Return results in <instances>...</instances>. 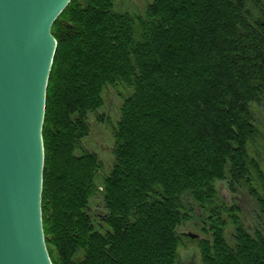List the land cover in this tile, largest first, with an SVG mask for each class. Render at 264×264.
Returning <instances> with one entry per match:
<instances>
[{
  "label": "trees",
  "instance_id": "16d2710c",
  "mask_svg": "<svg viewBox=\"0 0 264 264\" xmlns=\"http://www.w3.org/2000/svg\"><path fill=\"white\" fill-rule=\"evenodd\" d=\"M116 1L72 0L52 27L42 190L51 261L176 264L195 204L209 212L196 238L202 264H264V194L252 230L226 208L229 239L217 185L255 193L254 173L263 178L248 146L264 104V0H152L142 15ZM110 86L130 93L98 184L103 163L84 139ZM98 194L102 215L90 211Z\"/></svg>",
  "mask_w": 264,
  "mask_h": 264
},
{
  "label": "water",
  "instance_id": "95a60500",
  "mask_svg": "<svg viewBox=\"0 0 264 264\" xmlns=\"http://www.w3.org/2000/svg\"><path fill=\"white\" fill-rule=\"evenodd\" d=\"M71 1L0 0V264H53L42 219L43 124L52 27Z\"/></svg>",
  "mask_w": 264,
  "mask_h": 264
},
{
  "label": "rangeland",
  "instance_id": "374dc122",
  "mask_svg": "<svg viewBox=\"0 0 264 264\" xmlns=\"http://www.w3.org/2000/svg\"><path fill=\"white\" fill-rule=\"evenodd\" d=\"M150 2L152 0H117L116 8L119 11H126L133 15H142ZM129 93L130 90L124 86L107 87L104 91L103 107L98 111V114L89 116L90 133L84 139V144L86 149L95 152L103 163V168L98 174V184L102 183V178L108 175L112 169L114 163L113 128L119 120L123 99ZM253 111L259 134L249 143L248 151L250 156L259 161L263 178L254 173L252 186L255 189V193L245 184L237 186L236 190L232 191L227 181L217 183L219 196L223 201L220 203L222 216L228 221L227 236L229 239L232 238L234 226L230 222V212L226 208L230 209L235 206L237 214L242 218L249 230L258 227L257 216L260 212L258 210L256 194H264V104L255 105ZM98 116L103 119L100 120ZM193 207L196 212L192 214L190 221L180 228V231L203 237L202 217H207L209 212L199 209L195 204H193ZM104 210L103 197L101 194H98L90 203V211L94 215H102ZM178 254L179 258L176 264H202L196 238L182 236Z\"/></svg>",
  "mask_w": 264,
  "mask_h": 264
},
{
  "label": "bare ground",
  "instance_id": "6f19581e",
  "mask_svg": "<svg viewBox=\"0 0 264 264\" xmlns=\"http://www.w3.org/2000/svg\"><path fill=\"white\" fill-rule=\"evenodd\" d=\"M255 166H256V164H255ZM183 234H184L185 236H188L187 233H184V232H183Z\"/></svg>",
  "mask_w": 264,
  "mask_h": 264
}]
</instances>
